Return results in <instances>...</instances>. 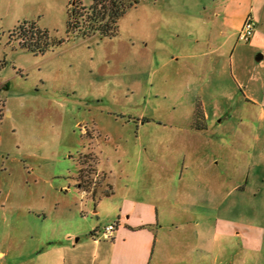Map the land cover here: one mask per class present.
Returning <instances> with one entry per match:
<instances>
[{"label":"rangeland","instance_id":"374dc122","mask_svg":"<svg viewBox=\"0 0 264 264\" xmlns=\"http://www.w3.org/2000/svg\"><path fill=\"white\" fill-rule=\"evenodd\" d=\"M70 1L0 0V252L6 253L0 264H14V258L32 252L52 232L74 241L95 229L102 235L105 226L116 224L113 211L128 190L154 197L161 212V193L183 202L177 191L181 176L195 186L193 192L203 191L201 180L207 175L197 166L200 150L172 130L191 128L193 108L202 100L198 84L216 78L205 77L199 58L190 54L216 46L229 54L236 43L247 44L231 26L242 19L232 7L235 0H138L120 18L117 35L86 38L67 32ZM82 1L87 6L94 2ZM218 4L231 15L221 37L213 17L199 20L200 13ZM23 21L64 41L34 54L13 34ZM209 35L215 36L211 44L204 40ZM209 56L213 60L216 53ZM250 58L255 61L252 53ZM139 116L149 119L140 128ZM249 123L261 124L258 118ZM229 124L225 117L213 126ZM221 138L234 137L224 133ZM252 138L244 135L246 147H254ZM217 152L215 167L226 170L225 188L243 183L248 149H238L231 161L227 150ZM255 169L258 175L247 190H227V197L216 199L235 204L221 214L234 219L227 229L233 235L219 236L215 243L206 234L199 241L188 239L186 232L200 227L176 215V224L183 227H163L166 238L157 243L150 264H264V163ZM202 210L205 214L194 217L195 222L206 219L207 209ZM101 239L113 243V237ZM16 241L23 242V249Z\"/></svg>","mask_w":264,"mask_h":264},{"label":"crops","instance_id":"0c3cea01","mask_svg":"<svg viewBox=\"0 0 264 264\" xmlns=\"http://www.w3.org/2000/svg\"><path fill=\"white\" fill-rule=\"evenodd\" d=\"M232 7L236 8V15H241L242 18L235 25H231L232 28L240 32L246 19L252 16L257 20L255 33L246 45L238 46L236 43L229 54L222 52L218 46L212 51L203 50L190 54L199 58L197 64L204 72L205 77H209L207 74H212L216 78H202L199 82L197 98H202V102L200 101L202 109L201 114L196 117V109L193 108L191 128L175 127L172 129L180 132L181 135L184 134L183 138L189 147L200 150L197 152L200 156L197 166L201 167L199 172L207 175L202 177L200 186L202 188L204 185L205 189L200 192L198 188L196 189L197 193L195 190L193 192L192 188L194 189L195 186L192 187L190 183L186 185L181 176L179 184H177V191L181 192L179 199L182 198L183 202L177 201L178 198L175 195L165 192L162 196L161 193V197L165 201L161 204L162 212L160 205L153 200L154 197L151 199L150 196L141 194L135 196L128 190L113 211L117 216L116 232L111 236L113 243L102 240L100 231L96 229L94 234L80 236L75 241L69 237L60 238L59 235L52 232L45 236L40 244L37 243L32 252H27L26 256L20 255L18 258H14V264H150L155 256L157 243L166 238V231L163 230V227L169 226V223L177 228L182 226L181 223L176 224V215L186 219L188 224L193 222L200 227L199 230L193 228L192 231L189 230V227L190 232L186 230L188 239L199 241L206 234L209 243L210 241L215 243L219 236L233 235L227 229L232 227L235 221L226 214L231 212L232 206L235 204L233 202L225 205L226 201L216 203V199L227 197V190L231 193L237 190H247L252 176L258 175L254 173L257 169L252 170V167H258L264 163V56L262 59H257L259 53L264 54V0H235ZM179 13L180 15L187 14ZM199 15L201 17L199 20H204L206 16L209 17L205 19L214 18L219 32V34L217 33L218 37L227 34L231 15L226 11V5L218 4L212 12L205 10ZM169 16L171 17L172 14ZM214 39L215 36L209 35L204 40L207 44H211ZM196 42L199 43L200 39H197ZM210 52L216 53V56L211 58L213 60H210ZM251 53L255 55V61L250 58ZM227 70L231 76L227 75ZM225 117L230 123L227 128L213 126L215 121L222 124ZM144 118L142 116L134 118L139 128L146 122L143 120ZM255 118H258L261 124L249 127L248 123H251ZM224 133L232 135L233 140L224 142L221 138ZM244 135L253 137L254 147H251V144L246 147L247 143H243ZM242 147L249 151L245 155L246 159L248 156L246 180L239 185L235 183L230 189L225 188L226 170L223 171V175L215 167L220 161L218 159L220 154L217 150H227L229 161H231L236 156L237 150ZM184 156V163L188 167L189 156L187 153ZM227 169H230L229 166ZM228 180L231 181V179ZM197 181L199 180L197 179ZM182 188H185V191L182 192ZM186 189H191V191H186ZM111 195L109 194V197ZM215 206L217 209H214ZM202 209H207L206 219L203 217L195 222L194 217L205 214ZM222 209L226 213L225 216L221 215L224 214ZM176 212L177 214H175ZM161 222L163 223L161 224ZM222 228L224 229L222 230ZM181 235L184 238V232ZM16 243L23 249V242L16 241ZM162 248L161 244L160 252H162ZM194 249L197 247L195 246ZM16 252H20L19 249ZM207 252L209 254V251ZM5 254V252H0L1 257H4Z\"/></svg>","mask_w":264,"mask_h":264},{"label":"trees","instance_id":"16d2710c","mask_svg":"<svg viewBox=\"0 0 264 264\" xmlns=\"http://www.w3.org/2000/svg\"><path fill=\"white\" fill-rule=\"evenodd\" d=\"M137 2L138 0L130 2L127 0H94L90 6H87L83 4L82 0H71L67 32L83 38L94 34H99L101 37L115 36L119 32L120 18L126 14L130 6ZM13 34L23 48L34 54H44L51 46L59 45L64 41L63 39H51L48 29H43L32 21L20 23ZM201 109L200 104H197L196 117L201 114ZM143 120L148 121L149 119L144 118ZM81 170L82 168H80L79 178H82ZM81 184L80 182L79 186H82ZM96 193L94 188L93 195ZM111 193L112 188L110 187V190L106 191L105 194ZM94 233L95 230L92 231V234Z\"/></svg>","mask_w":264,"mask_h":264},{"label":"built area","instance_id":"2783aa9c","mask_svg":"<svg viewBox=\"0 0 264 264\" xmlns=\"http://www.w3.org/2000/svg\"><path fill=\"white\" fill-rule=\"evenodd\" d=\"M256 27H257V20L254 17L249 16L244 22L242 28L240 29L239 39L241 41H246V42L250 41L255 33ZM115 228H116L115 223L108 224L107 226H105V230L102 232V236L105 238L111 237Z\"/></svg>","mask_w":264,"mask_h":264},{"label":"water","instance_id":"95a60500","mask_svg":"<svg viewBox=\"0 0 264 264\" xmlns=\"http://www.w3.org/2000/svg\"><path fill=\"white\" fill-rule=\"evenodd\" d=\"M263 56H264L263 53H259L258 56H257V59H258V60H259V59H262Z\"/></svg>","mask_w":264,"mask_h":264}]
</instances>
